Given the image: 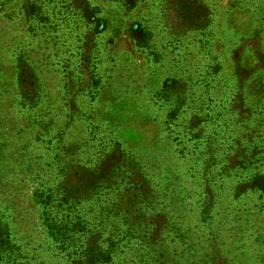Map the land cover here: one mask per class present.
I'll return each instance as SVG.
<instances>
[{
    "label": "rangeland",
    "instance_id": "rangeland-1",
    "mask_svg": "<svg viewBox=\"0 0 264 264\" xmlns=\"http://www.w3.org/2000/svg\"><path fill=\"white\" fill-rule=\"evenodd\" d=\"M0 264H264V0H0Z\"/></svg>",
    "mask_w": 264,
    "mask_h": 264
}]
</instances>
